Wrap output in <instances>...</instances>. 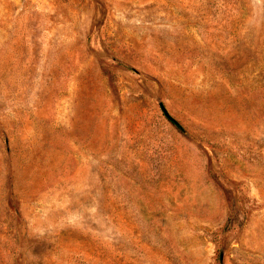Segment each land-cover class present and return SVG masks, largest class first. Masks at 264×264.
Returning <instances> with one entry per match:
<instances>
[{"label": "rangeland", "instance_id": "1", "mask_svg": "<svg viewBox=\"0 0 264 264\" xmlns=\"http://www.w3.org/2000/svg\"><path fill=\"white\" fill-rule=\"evenodd\" d=\"M0 264H264V0H0Z\"/></svg>", "mask_w": 264, "mask_h": 264}, {"label": "trees", "instance_id": "2", "mask_svg": "<svg viewBox=\"0 0 264 264\" xmlns=\"http://www.w3.org/2000/svg\"><path fill=\"white\" fill-rule=\"evenodd\" d=\"M163 108V107H161ZM164 115L167 117V119L169 120V122L177 129L182 130V125L175 120L174 118L170 117L165 111H163Z\"/></svg>", "mask_w": 264, "mask_h": 264}, {"label": "water", "instance_id": "3", "mask_svg": "<svg viewBox=\"0 0 264 264\" xmlns=\"http://www.w3.org/2000/svg\"><path fill=\"white\" fill-rule=\"evenodd\" d=\"M162 110L165 111L164 108H162ZM165 112H166V111H165Z\"/></svg>", "mask_w": 264, "mask_h": 264}]
</instances>
